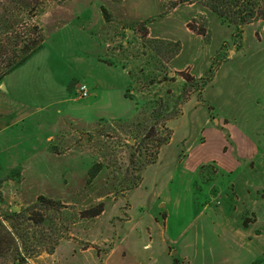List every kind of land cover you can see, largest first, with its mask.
<instances>
[{
	"label": "rangeland",
	"instance_id": "rangeland-1",
	"mask_svg": "<svg viewBox=\"0 0 264 264\" xmlns=\"http://www.w3.org/2000/svg\"><path fill=\"white\" fill-rule=\"evenodd\" d=\"M2 11L43 33L2 77L34 112L0 142V184L16 182L0 192V220L11 230L8 212L26 214L39 195L58 202L37 207L44 221L19 239L39 250L28 264H230L237 256L222 242L232 225L254 234L249 264H264V20L238 33L174 0H43L30 16L25 3L0 0ZM189 90L180 115L154 126L159 138L172 129L169 142L143 140L150 107ZM99 202L98 216L80 217ZM207 210L220 211L217 222L203 225ZM0 264L18 262L4 253Z\"/></svg>",
	"mask_w": 264,
	"mask_h": 264
},
{
	"label": "trees",
	"instance_id": "trees-1",
	"mask_svg": "<svg viewBox=\"0 0 264 264\" xmlns=\"http://www.w3.org/2000/svg\"><path fill=\"white\" fill-rule=\"evenodd\" d=\"M62 1L64 0H58V2ZM42 2L43 0H19V4L21 3L23 5L25 3V8H28L27 13L29 16L31 15V13L35 14L37 6L42 4ZM174 3H198L201 6L207 8L211 13L218 16L222 22L228 25L235 26V32L238 33L241 30V25L259 19L264 20V0H174ZM5 7V12H15V6L12 5ZM3 12L4 11L0 13V35L5 34V37L7 38L5 40L0 39V79L5 74L22 64L34 51L41 47L43 42V33L40 27H38L36 24H33L21 27L22 30H20L16 25H14L12 19L7 17V15ZM190 29L194 30L197 34L200 35H203L204 33V30L202 28L195 29L192 27ZM31 34H34L36 36L34 38H31ZM183 78L186 81L189 77L185 75ZM202 88L203 87L201 86H197L193 88V90L199 93ZM191 93L192 92H190L189 90L183 95L181 93L174 95L171 94L170 91H167V94L173 97L170 106L166 105L165 102H159L151 106V111L148 113L147 119L151 120L150 122L152 124H150L148 128H145L143 140H153L155 146H162L163 144L168 143L172 135V129H166V136L163 138H159L157 137L154 126L155 124H158L159 126L163 127V122L165 120H169L170 118L180 115L181 110L178 106L182 102L187 100V94ZM125 96L133 99L127 93H125ZM149 103L146 104V106L150 105ZM139 111H143V109L139 108ZM157 155L158 152H155L154 156L151 157L150 160H148V163L154 162L157 158ZM101 168L102 165L100 162L92 164L87 172V184L91 182V180L98 174ZM136 185H138V182H136L135 186ZM54 204H58V202L43 195H39L37 196L35 203H33V205H31L30 208L27 209L28 212L26 214L22 212H8L6 217L2 219L10 218L12 220H15L16 222L10 226L11 230H8L0 220V254L3 255L5 253L7 254V256H11L12 260L18 262V264H28L26 261V257L39 253V250L36 249L35 244L32 246H28L26 245L27 243H21L22 245L20 246L19 239H24L27 241L28 236H26V232L24 231V229L29 226L39 225L44 221L45 216L43 217V215L39 211H37V207H40V209L44 206L46 208L50 206L53 207ZM102 211L103 203L99 202L95 206L81 211L80 217L93 218L98 216ZM24 223H26V225L22 226ZM55 242L57 241L54 240V243L44 250L49 253L53 252L54 244H56Z\"/></svg>",
	"mask_w": 264,
	"mask_h": 264
},
{
	"label": "crops",
	"instance_id": "crops-1",
	"mask_svg": "<svg viewBox=\"0 0 264 264\" xmlns=\"http://www.w3.org/2000/svg\"><path fill=\"white\" fill-rule=\"evenodd\" d=\"M2 79L3 78L0 79V142H5L7 139H10L15 134L12 132L14 126L18 124H24L32 116L34 112V107L30 106L27 102H24L14 96L12 92L13 87L10 90L8 86L4 87L2 85ZM253 152H255V145L251 144V153ZM3 178L2 176H0V179ZM10 184L15 185L16 182L12 181L9 178H7V180L2 181V184H0V192L2 196H5L4 186H10ZM217 212L215 210H207L206 212H201L199 218L204 219L203 225L208 222L206 218L209 217L212 218V221L217 222L216 219H218L217 216L220 211L218 213ZM205 233V231L202 233L201 242L198 243L197 241H195V248L192 247L193 252H197L199 250V247H196L200 244L205 243L204 240H206L207 238ZM198 234L199 233L197 231L196 235L198 236ZM251 234L250 232L243 231L239 228V226L232 225L230 227V238L222 242L225 247L230 249V253L233 252L237 256L235 263L230 262V264H249L255 259L252 250L249 248V245L252 242ZM194 249L196 250L194 251ZM208 250L210 251L213 249L210 247L208 248ZM195 255L197 256L196 253ZM218 261L219 260H213L214 264H224L223 262L219 263ZM189 263L198 264V261H193L191 259ZM201 264H206V261H201Z\"/></svg>",
	"mask_w": 264,
	"mask_h": 264
},
{
	"label": "built area",
	"instance_id": "built-area-1",
	"mask_svg": "<svg viewBox=\"0 0 264 264\" xmlns=\"http://www.w3.org/2000/svg\"><path fill=\"white\" fill-rule=\"evenodd\" d=\"M78 92H79V95L81 96H85L87 94L86 87L84 84L79 85Z\"/></svg>",
	"mask_w": 264,
	"mask_h": 264
},
{
	"label": "water",
	"instance_id": "water-1",
	"mask_svg": "<svg viewBox=\"0 0 264 264\" xmlns=\"http://www.w3.org/2000/svg\"><path fill=\"white\" fill-rule=\"evenodd\" d=\"M262 186H254V189L257 191L258 188H261Z\"/></svg>",
	"mask_w": 264,
	"mask_h": 264
}]
</instances>
